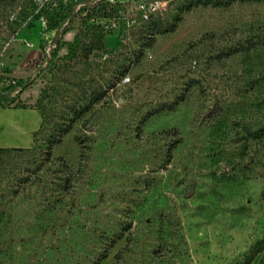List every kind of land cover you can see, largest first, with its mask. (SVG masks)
<instances>
[{
	"label": "rangeland",
	"instance_id": "rangeland-1",
	"mask_svg": "<svg viewBox=\"0 0 264 264\" xmlns=\"http://www.w3.org/2000/svg\"><path fill=\"white\" fill-rule=\"evenodd\" d=\"M38 9L0 0V108L41 117L28 147L0 136L28 148L0 168V264H241L264 240V135L248 137L264 125V45L216 56L264 38V0L195 6L149 45L142 25L129 47L106 35L70 60Z\"/></svg>",
	"mask_w": 264,
	"mask_h": 264
},
{
	"label": "trees",
	"instance_id": "trees-1",
	"mask_svg": "<svg viewBox=\"0 0 264 264\" xmlns=\"http://www.w3.org/2000/svg\"><path fill=\"white\" fill-rule=\"evenodd\" d=\"M234 1L244 2V1H259V0H185L182 2L178 8L177 14H175L170 22H156L154 25H144L145 32L144 36L146 37V41L144 45H149L153 41V37L156 33H165L171 32L175 29L176 24L181 19V13L187 11L195 6H210V7H226ZM67 14L62 9L59 8L56 11L47 12L48 23L47 30L50 29H60L62 22L66 18ZM89 16V15H88ZM83 17L77 31L74 33L71 41H62L58 42L61 35L66 33L69 28H63L59 31V36L56 39L55 51H53V55L56 54V50L59 49L62 45H66V53L61 57H58L57 60H70L74 58H88L89 55L93 52L102 51L105 48L104 32L95 26H89L87 24V18ZM259 45H264V38L259 40H246L244 44H238L234 46H230L225 50L221 51L216 57H228L232 54L238 52L248 51L252 48H255ZM139 56H136L133 61H137ZM132 61V62H133ZM2 92H0L1 99ZM100 96H97L95 100L99 99ZM82 111L77 112L75 114V118L80 117ZM70 123L59 127L55 132L51 135L48 141V148H50L53 144L58 143L62 136L65 135L70 130ZM264 135V125L259 127L258 129L248 132V137L256 139L260 138ZM28 148L23 147H1L0 146V168L4 163L5 157L9 156L12 153L22 152ZM241 264H264V240L256 241L248 254L245 256L243 262Z\"/></svg>",
	"mask_w": 264,
	"mask_h": 264
},
{
	"label": "built area",
	"instance_id": "built-area-1",
	"mask_svg": "<svg viewBox=\"0 0 264 264\" xmlns=\"http://www.w3.org/2000/svg\"><path fill=\"white\" fill-rule=\"evenodd\" d=\"M171 0H34L41 12L40 20L47 32L53 34L55 42L59 31L71 28L75 20L79 27L83 17L87 24L100 28L105 36H116L120 45L129 47L133 37L142 38V25H154L168 10ZM62 8L67 16L60 29L47 30V12ZM146 39V38H143ZM141 39V40H143ZM142 42V41H141Z\"/></svg>",
	"mask_w": 264,
	"mask_h": 264
},
{
	"label": "crops",
	"instance_id": "crops-1",
	"mask_svg": "<svg viewBox=\"0 0 264 264\" xmlns=\"http://www.w3.org/2000/svg\"><path fill=\"white\" fill-rule=\"evenodd\" d=\"M40 123V112L37 109L0 108V136L18 137L22 134L27 139L24 147L32 144V134Z\"/></svg>",
	"mask_w": 264,
	"mask_h": 264
}]
</instances>
